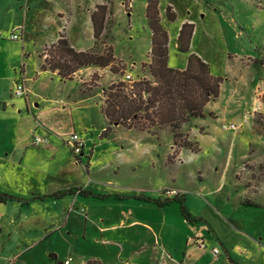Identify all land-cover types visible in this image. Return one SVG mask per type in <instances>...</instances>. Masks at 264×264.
<instances>
[{
    "label": "crops",
    "instance_id": "crops-1",
    "mask_svg": "<svg viewBox=\"0 0 264 264\" xmlns=\"http://www.w3.org/2000/svg\"><path fill=\"white\" fill-rule=\"evenodd\" d=\"M261 1L233 0L229 4V9L225 7V16H222L218 14V10L215 8L216 2L213 0H157L158 17L168 37L167 66L175 70H183L188 56L192 54L206 63L210 74L219 79L217 97L204 105L202 117L196 119L209 118L222 126L240 124L241 128L234 131L221 129L225 133L231 132L232 138L239 141L238 151L242 154L239 161L248 158L246 153H243L244 146L249 143L248 136L251 133L260 135L251 125L254 115L250 116L246 124L242 121L243 115L255 109L264 113V64L258 60L259 58L253 56L254 52H250L252 49L258 50L262 44L250 45V39L256 27L248 16L242 15L244 12L241 13L240 8H246L251 14H253L252 11L258 9V12L254 14H259L264 9V1ZM139 2L138 5L136 0H111L108 2L110 8L107 14L112 19L120 12H126V15L130 16L133 13V8L140 6L150 42V31L145 21L146 1L139 0ZM252 5L255 7L254 9ZM97 6L105 8V0H0V29H6L8 37L13 29L21 27L19 30L21 51L32 42L35 49L36 45L38 46V51L35 50L34 53L37 58L39 55H43L44 51L55 43L60 35L66 38L74 50L85 51L94 46L92 14L96 12ZM106 10L107 8H105ZM167 14L172 15L171 20L167 18ZM107 18L104 12V21ZM224 25L230 28L235 40L239 41V35L242 33L247 36L249 41L245 44L246 47L242 41L236 42L241 52L228 51V56L221 52V59L219 56L218 59L220 62L223 61V69H220L219 64L216 66L217 51L213 48L215 46L207 39L213 34L223 35ZM198 33L202 34L199 36L200 40L197 39ZM107 44L111 45V41ZM180 56L181 58H179ZM175 58H178L181 63L177 64ZM228 59L232 60V65H226L229 63ZM38 61L39 66L42 59L38 58ZM119 61L122 60L119 59ZM147 63L149 60L145 64ZM128 66L131 69L136 67L135 64ZM139 71L141 69L135 74L127 73L131 77V81L135 80L134 76ZM40 72H49L59 79L55 72L47 70ZM95 72H99L102 79L108 72L111 77L116 75L112 74L108 68L84 67L76 71L71 80L61 81L59 79L57 86H63L65 82L76 81L78 94L81 98L77 101V107L90 108L91 104L88 102L98 99L103 89L101 88L96 95L85 94L82 85L89 81L90 76ZM141 73H148L147 69L145 68V72ZM144 74L143 76L146 77ZM125 75L118 79L124 80ZM49 80L52 81L51 78ZM101 102L99 100L98 104H93V106H98L95 107L97 108L95 110H98L97 115H101L100 117L105 120L100 110ZM60 104L61 106L67 105L61 100ZM34 106L37 107L38 104L34 102ZM77 107H71L69 111L64 112L68 113V116L75 115L76 119L79 110ZM70 121L73 124L71 118ZM41 123L44 125L43 127L40 128L37 125L30 131L31 137L32 134H35L36 129L41 131V135H46L45 133L51 135L53 129H48L46 123ZM217 128L214 127L213 130L217 131L219 129ZM113 129H118V126ZM127 130H135L154 138L153 135L145 131ZM164 131L170 135L167 129ZM189 134L201 146L204 145L203 139L209 138L210 130L198 127L191 130ZM95 136L96 134H91V136L84 135L81 138L83 150L80 157L87 156L88 161L81 160L77 164H86L85 169L97 165L93 159L96 152L95 149L93 152V147H95L99 135L97 138ZM53 142L55 143V141ZM55 150L56 148H53V151ZM15 151H17V147ZM108 163L112 166V162ZM99 165L98 168L103 167L106 163ZM70 166L73 168V173L80 174L78 166L72 163ZM154 167V162H152V168L154 169ZM61 168L62 170H57L59 173H72L70 169ZM80 176L81 174L78 177ZM239 177L235 175V182L230 185V188L235 190L234 192H224L220 182H217L214 189L208 190L204 183H197L193 181V178H188L187 188H183L174 179H171V182L166 184H164L165 180L155 181L157 184L152 189L149 187L155 182L145 184L146 188H137L134 190L135 192H124L123 194L118 191L120 187L116 180L96 182V180L88 178L83 183L84 186L81 187V182L73 179L65 181L66 184L64 183L65 185L62 186L48 185L44 190L32 188V190L20 194L11 190L9 183H3L0 185V193L12 195L18 199H7L0 202V242L3 240L4 233H6L7 239H10L11 233L8 229L10 225L14 231L24 230L28 235L34 233L32 236L23 238L26 240L25 243H37L44 240L49 243L52 233L64 230L67 235H70L77 229L82 231L83 236L87 231L99 234V239H96L94 243L103 246L106 252L98 253L95 258L91 257L90 260H98L102 264H110L109 261L112 259L118 260L115 264H125L126 262L156 264L161 259L166 264H264V246L260 242L261 233L256 231L253 226L249 227L243 223L248 215L239 213L251 212V210L262 206L261 203L256 202L255 198L260 188V182L255 184L257 185L254 186L256 191H253V188L249 189L245 186L252 182L251 179ZM245 179L246 181H243ZM121 187L131 189L125 184ZM76 188L87 194L82 195L74 192L73 190ZM67 189H73V192L58 199H39L40 196ZM165 189L179 190L181 194L178 200L167 201L161 205L152 202L154 199L165 200L162 194ZM139 193L144 196L138 197ZM180 205L196 221L188 222L180 212ZM115 234H118V240L115 239ZM200 243L204 244V248L199 247ZM20 245L19 243L16 247L18 253L22 251ZM27 247L29 246H25L24 249ZM214 248L219 251L216 256L212 254ZM50 257L54 261L56 260V264H63L66 259H70L68 264H72L73 261L68 257L58 262L55 253L50 254ZM85 263L84 260L78 259L75 262V264Z\"/></svg>",
    "mask_w": 264,
    "mask_h": 264
},
{
    "label": "rangeland",
    "instance_id": "rangeland-1",
    "mask_svg": "<svg viewBox=\"0 0 264 264\" xmlns=\"http://www.w3.org/2000/svg\"><path fill=\"white\" fill-rule=\"evenodd\" d=\"M136 1L139 5V0ZM213 1L216 2L215 8L218 10V14L225 16L224 9L225 7L229 9V4L233 0ZM108 2L111 0H105V8H107L105 16L111 20L112 18L107 14L110 8ZM252 8L255 7L252 5ZM240 11L241 13L244 12L242 15L248 16L256 27L250 39V45H263L264 9L259 14H254L258 12V9L254 12L251 10L253 14L249 13L246 8H240ZM112 21V39L110 41L114 57L118 63L114 64V67H121L119 77L118 73L111 77L108 72L102 79L100 73L95 72L90 76V80L82 85L85 94L96 95L101 88L107 89L118 82L129 83L118 78L129 72L135 74L140 69L141 71L134 76L135 80L130 83L141 80L151 81L148 73H141L145 72L146 67H140L141 63H146L149 60L150 43L141 7L135 6L130 16H127L126 12L117 13ZM201 35L198 33V40H200L199 36ZM30 37L33 36L30 35ZM239 38L244 46L249 41L247 36L242 35V33ZM207 40L215 46L213 48L217 51L216 66L219 64L220 69H223V61L220 62L218 59V56L219 58L220 55L222 56L221 52L225 56L229 55L228 51L241 52L236 45V42L239 41L235 40L230 28L225 25L223 35L213 34ZM207 40L206 42H208ZM110 41L107 40V42ZM31 43L21 51L20 41L9 40L6 29H0V185L9 183L11 190L20 194L32 190V188L44 190L48 185L62 186L66 184L65 181L73 179L80 181L81 187H83V183L91 178L96 182L116 180L120 187L118 191L123 194L124 192H135L134 190L137 188H146L147 185L145 184L155 181L165 180L164 184L170 183L171 179L185 188L188 178H193V181L197 183H204L208 190L214 189L217 182H220L224 192H234L235 190L230 188V185L235 182L234 176L237 175L241 178L244 175L243 177L252 181L247 180L251 183L245 186L249 189L253 188V191H256L254 186L257 185L255 184L260 182V188L255 198L257 199L256 202L261 203L262 206L251 210V212L239 213L248 215L243 223L249 227L253 226L256 231L261 233L260 242L264 246L263 112H258L255 109L245 114L254 115L251 125L260 135L251 133L248 136L249 143L244 146L245 151L243 152L248 158L242 161H239L242 155L238 151L239 141L237 142L236 138H232L231 132H223L221 130L222 125L209 118L201 120L193 117L180 126L179 131L187 137L189 142H195L189 134L191 130L198 127L210 130L209 138L203 139L204 145L200 146L197 142L198 149L196 152L181 151L176 148V152H173L171 134L169 135L164 131L168 130L166 126H162V129L153 127L149 133L154 138L135 130H127L121 126H118L116 130L112 128L114 132L100 136L107 123L100 117L101 115H97L98 110L96 111L97 108L95 107L98 106L94 107L93 104H98L99 100L104 99L101 92L98 97L99 100L93 99L88 102L92 105L90 108L77 107V101L81 99L78 94L77 82H65V85L57 86L59 79L56 76H52L49 72H40L39 61L37 55L34 54L35 50L38 51V46L36 45L35 49ZM262 45L258 50L252 49L250 52H254L253 56L259 58L258 60L264 64V45ZM45 56L46 51H44L42 59ZM118 58L122 61H119ZM175 60L177 64L181 63L178 58ZM228 62L226 65L233 64L232 60L229 61L228 59ZM129 64H135V69L129 68ZM50 78L52 81L49 80ZM18 82H21L26 90V94L21 97L12 94L15 83ZM60 100L67 105L61 106ZM34 102L38 104L37 107L34 106ZM73 103L74 105H72ZM74 106L79 108L76 119L75 115L68 116V113H65L66 110L69 111V108ZM41 122L46 123L48 129H53L51 135L45 133L49 140L47 147H37L31 144L30 131L37 125L40 128L43 127ZM236 125L239 127L238 129L241 128L240 124ZM214 127L219 129L213 130ZM75 129L77 130L73 132ZM71 133L79 134L80 138H83L84 135L91 136V134H96L95 138H97L99 135L96 145L93 147V152L94 149L96 150L93 159L97 165L85 169L86 164H77L66 144ZM35 134L41 135L42 133L36 129ZM16 147L17 151H15ZM53 148L56 150L53 151ZM86 157L81 156L79 162L81 160L88 161ZM108 162H112V166ZM152 162H154V169ZM70 163L79 167L80 177H78L80 174L73 173ZM100 163H106V165L98 168ZM61 167L66 170L70 169L72 173H59L57 170H62ZM124 184L131 189L122 188L121 185ZM156 184L157 182L149 188H154ZM144 192L147 193V191ZM140 196L144 195L139 193L138 197ZM8 229L11 233L10 239H7V235L4 233L3 240L0 242V264H56V260L54 261L50 257V254L53 253L57 255L58 262L70 257L73 260L72 264H75L76 259L86 262L91 257L95 258L98 253L106 252L103 246L94 243L96 239H99V234L95 232L87 231L83 236L82 231L77 229L70 235H67V232L63 230V232L52 233L49 243L46 240L37 243H25L26 240L23 238L32 236L34 233L28 235L24 230L14 231L12 225ZM115 239L118 240V234H115ZM19 243L22 251L18 253L16 247ZM23 246L29 247L24 249ZM116 262H118L117 259L109 261L110 264Z\"/></svg>",
    "mask_w": 264,
    "mask_h": 264
},
{
    "label": "trees",
    "instance_id": "trees-1",
    "mask_svg": "<svg viewBox=\"0 0 264 264\" xmlns=\"http://www.w3.org/2000/svg\"><path fill=\"white\" fill-rule=\"evenodd\" d=\"M145 1V21L150 31V61L147 64L142 63L140 67H146L151 81L118 82L102 90L104 99L100 110L107 126L101 132V136L112 132L115 126L148 133L153 127L162 129V126H166L171 134L173 152H176L175 148L196 152L197 142H189L179 131L180 126L190 118L202 117L204 105L217 97L220 81L210 74L206 63L192 54L188 56L183 70L167 66L168 37L158 17L157 0ZM104 12V6H97L96 12L92 14L95 38L92 48L76 51L70 47L66 38L60 35L58 40L45 50V58L42 59L43 55H39L38 58L42 59L39 71L55 72L61 81L71 80L75 72L84 67L108 68L112 74L119 73L121 67H114V64L118 63L111 45L107 44V40H111L112 20L107 18L104 21ZM167 18L171 20L172 15L167 14ZM72 190L56 191L40 196L39 199H58L73 191L82 195L87 194L78 188ZM179 196L165 198L163 201L154 199L152 202L161 205L167 201H177ZM7 199L18 198L0 193V202ZM180 212L188 222L196 221L182 205ZM85 264L102 263L98 260H88Z\"/></svg>",
    "mask_w": 264,
    "mask_h": 264
},
{
    "label": "built area",
    "instance_id": "built-area-1",
    "mask_svg": "<svg viewBox=\"0 0 264 264\" xmlns=\"http://www.w3.org/2000/svg\"><path fill=\"white\" fill-rule=\"evenodd\" d=\"M20 29H21V27L13 29L11 31V33L9 34L8 39L11 41L21 40V34L19 32ZM124 81L132 82L131 77L128 74H126L124 76ZM12 94L14 96H17V97H21V96L25 95L26 90L24 88V85L21 82L15 83V86L12 90ZM250 116H252V115H243V120H242L243 123L247 122L248 117H250ZM222 127H223V129H228V130H232V131L237 130L239 128L235 124H227V125H223ZM31 144L35 145L37 147L47 146L48 145L47 135L32 134ZM66 144L69 146L74 160L76 162H78L80 155H82L83 140L79 137V135L77 133H71V134H69L68 139L66 140ZM162 194L164 195L165 198H170L173 196H179L181 193L175 189H165V190H163ZM199 247L204 248V244L200 243ZM218 252L219 251L217 248L212 249V254L214 256H216L218 254ZM69 261H70V259H66L65 261H63V264H68ZM125 264H131V263L126 262ZM156 264H166V263L163 259H161Z\"/></svg>",
    "mask_w": 264,
    "mask_h": 264
}]
</instances>
